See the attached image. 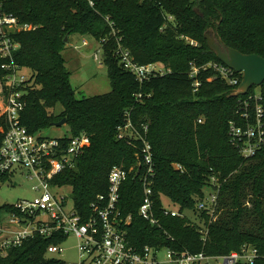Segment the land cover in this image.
<instances>
[{
  "label": "trees",
  "instance_id": "1",
  "mask_svg": "<svg viewBox=\"0 0 264 264\" xmlns=\"http://www.w3.org/2000/svg\"><path fill=\"white\" fill-rule=\"evenodd\" d=\"M92 1L94 7L89 0L5 3L8 13L38 27L16 35L21 48L15 61L31 71L21 87L23 126L38 134L66 119L72 136L86 133L91 139L75 167L58 176L57 183L73 188L74 208L87 219L92 203L108 192L112 168H134L122 186L120 208L123 218L131 217L128 237L136 248L226 256L250 245L258 250L255 264H264V147L252 158L242 157L228 133L230 122L240 120L242 97H234L236 88L214 70H203L209 63H221L205 38L211 27L228 47L264 58V0ZM74 34L102 43L110 93L76 98L62 56L65 38ZM118 40L138 64L162 63L169 72L140 83L121 64ZM193 67L200 71L192 79ZM3 75L0 69V78ZM195 82L200 84L198 89ZM260 92L264 107V84ZM139 94L142 99L137 98ZM58 105L62 113L55 116L52 111ZM128 115L152 145L159 226H152L138 213L144 197L142 167L138 174L142 144L117 137ZM4 126L1 117L0 129ZM143 126L148 127L147 133ZM3 138L0 131V146ZM0 178L6 181L8 175L0 173ZM213 178L220 186L219 216L214 222L208 210H198L213 189ZM165 207H176L183 217L164 216ZM12 212V205L2 206L0 218ZM187 212L197 214L203 226ZM63 240L64 236L36 235L0 256V264H63L48 254L51 245Z\"/></svg>",
  "mask_w": 264,
  "mask_h": 264
},
{
  "label": "built area",
  "instance_id": "2",
  "mask_svg": "<svg viewBox=\"0 0 264 264\" xmlns=\"http://www.w3.org/2000/svg\"><path fill=\"white\" fill-rule=\"evenodd\" d=\"M7 1L0 0V69L4 73L0 78V87L3 96L2 117L5 118V126L0 129L4 136L0 146V173L8 175L6 181L17 179L16 176L23 174L37 180L38 185L34 190L38 192V196L31 201L13 205L15 212L0 218V256L5 257L9 249L41 235L46 238L64 236L62 242L48 248V254L52 256L62 253L63 242L70 236L74 237L78 244L79 262L73 264H255L259 256L258 250L250 245L244 246L240 252L226 256H209L203 252H176L150 246L138 249L132 245L128 237L131 217L123 218L120 199L122 186L134 168H112L108 178V192L99 195L92 203V214L87 219L75 208L68 210V198L56 196L53 190L63 187L57 183L58 176L75 167L76 161L90 146L91 139L86 133L71 135L69 138L48 139L41 137L40 133H30L23 126L21 107L24 91L21 87L31 75H25V68H21L15 61V55L21 48L16 35L35 31L38 27L22 23L17 16L8 13L5 10ZM89 4L94 7L92 0H89ZM191 44L195 45L193 41ZM83 45H87V42L84 41ZM117 55L124 69L133 74L140 83L169 72L157 63L138 64L120 40ZM207 69L214 70L218 77L236 89L242 82L241 74L222 63H209L203 67V70ZM199 71L193 67L190 77L195 78ZM194 86L198 89L200 84L195 82ZM142 97V94L137 95L138 99ZM238 114L240 120L230 122L228 133L242 157L249 159L264 147V107L260 90L253 88L246 96H242ZM199 123H202V119ZM143 128L147 133L148 127ZM117 137L119 140H139L142 144L138 154V174L142 167L140 176L144 197L138 213L152 226H159L153 199L155 163L152 145L138 132L129 115L125 125L118 128ZM175 168L183 171L181 165H175ZM6 181L0 178V188ZM211 183L212 191L207 192L205 200L198 205V210H208L210 214L218 204L220 193L217 180L213 178ZM163 215L183 217L177 210L169 207L163 209ZM162 251L166 252L165 260L160 258Z\"/></svg>",
  "mask_w": 264,
  "mask_h": 264
},
{
  "label": "rangeland",
  "instance_id": "3",
  "mask_svg": "<svg viewBox=\"0 0 264 264\" xmlns=\"http://www.w3.org/2000/svg\"><path fill=\"white\" fill-rule=\"evenodd\" d=\"M214 28H208L205 35L209 37L216 36ZM84 41L87 45H83ZM196 45V44H195ZM63 59L65 60V66L70 73V83L73 89L76 91V98L81 100L83 98H90L100 95L108 94L112 91L111 83L107 75V69L103 64V51L102 43L94 39L89 35L74 34L70 37L69 43L62 52ZM97 56V58H96ZM164 66L162 63H157ZM25 75H31V71L24 69ZM260 88H257L259 91ZM62 106L52 111L55 116H59L62 113ZM3 115V96L0 87V118ZM40 136L48 139L69 138L71 136L70 127L64 125L62 127H52L47 130H43ZM17 179L6 181L0 188V207L5 205H16L23 201H31L38 192L34 190V187L38 185V181L30 179L26 174L16 176ZM56 196H65L68 198V210L74 208L73 200V188L71 186H63L53 190ZM249 209L252 208V204L247 205ZM172 209L178 210L176 207ZM219 201L216 207L212 210L210 216L212 221H216L219 214ZM192 221L198 225L203 226L202 221L197 214L187 212L185 213ZM63 252L56 254L57 259L62 260L67 264H73L79 262V249L77 240L70 236L61 245ZM160 258L166 259V252L162 251Z\"/></svg>",
  "mask_w": 264,
  "mask_h": 264
},
{
  "label": "water",
  "instance_id": "4",
  "mask_svg": "<svg viewBox=\"0 0 264 264\" xmlns=\"http://www.w3.org/2000/svg\"><path fill=\"white\" fill-rule=\"evenodd\" d=\"M217 35V33H216ZM207 45L218 58V60L242 75V82L234 92V97L246 96L253 88H260L264 84V58L258 55H247L237 49L228 47L221 38L205 35ZM69 36L64 40L69 43ZM67 124V120L53 123V127H62Z\"/></svg>",
  "mask_w": 264,
  "mask_h": 264
}]
</instances>
